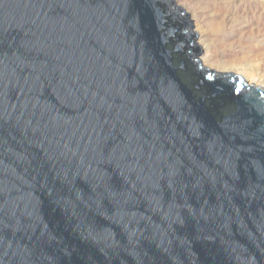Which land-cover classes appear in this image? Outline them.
Listing matches in <instances>:
<instances>
[{
  "label": "water",
  "instance_id": "95a60500",
  "mask_svg": "<svg viewBox=\"0 0 264 264\" xmlns=\"http://www.w3.org/2000/svg\"><path fill=\"white\" fill-rule=\"evenodd\" d=\"M193 21L0 0V264H264V88Z\"/></svg>",
  "mask_w": 264,
  "mask_h": 264
},
{
  "label": "rangeland",
  "instance_id": "374dc122",
  "mask_svg": "<svg viewBox=\"0 0 264 264\" xmlns=\"http://www.w3.org/2000/svg\"><path fill=\"white\" fill-rule=\"evenodd\" d=\"M177 1L176 5L194 20L193 30L200 24L207 35V48L202 47L198 37L195 39L202 48L198 55L201 63L217 72H232L248 84L264 88V0Z\"/></svg>",
  "mask_w": 264,
  "mask_h": 264
},
{
  "label": "bare ground",
  "instance_id": "6f19581e",
  "mask_svg": "<svg viewBox=\"0 0 264 264\" xmlns=\"http://www.w3.org/2000/svg\"><path fill=\"white\" fill-rule=\"evenodd\" d=\"M177 1V0H176ZM178 2V1H177ZM182 6H184L186 9H187V11H190L191 12V10L189 9V7L187 6V4H185V3H183V4H181ZM223 8V7H222ZM194 12V11H193ZM194 14V13H193ZM192 14V15H193ZM196 21V20H195ZM196 24V23H195ZM196 26H197V29H196V32L198 33V39H199V43L202 45V47L203 48H207L208 47V43H209V41H208V43H206V33L202 30V27L200 26V24H196ZM212 43H213V41H212ZM204 61L206 62L207 61V56H205L204 57ZM209 61V60H208Z\"/></svg>",
  "mask_w": 264,
  "mask_h": 264
}]
</instances>
